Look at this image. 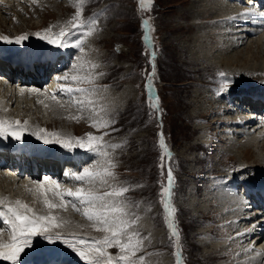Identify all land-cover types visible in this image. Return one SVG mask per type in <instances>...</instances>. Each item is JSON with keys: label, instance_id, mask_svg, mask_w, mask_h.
<instances>
[{"label": "rangeland", "instance_id": "obj_1", "mask_svg": "<svg viewBox=\"0 0 264 264\" xmlns=\"http://www.w3.org/2000/svg\"><path fill=\"white\" fill-rule=\"evenodd\" d=\"M17 1L5 0L4 3L7 7L0 11V30L6 28L4 36L13 37L10 38L13 40L18 36L26 34L28 39L40 42L47 41L39 39L35 34L44 33L50 26L52 34L58 33L62 27L70 28L67 25V21L75 15V5L79 2V0H26L25 4L22 5L24 0L16 3ZM188 1L152 0L151 8L145 11L140 10L138 0H84V3L81 5V19L87 21L89 18L94 17L97 29L92 36L87 38L83 45L85 50L83 61H86L87 66L84 65L81 69V74H104L98 76L95 80L97 81L94 84L97 92L94 99L98 100L99 105L104 106L105 110L99 112L94 118L100 119L104 117L103 119L105 120L114 121L108 128L95 129L92 134L100 136L104 132H108L109 135L103 137L104 142L122 145V147L114 151L108 149L113 161L117 165L113 169L117 180L109 182L129 187L130 190L125 193L127 201L139 204V207H133L130 211L142 217L137 225L141 235H150L151 244L149 245L148 241H145L147 247L138 252L135 257V259H138L140 256H145L144 264H176L174 253L178 248L175 237L170 236V231L164 220V209L160 203L159 196L161 186L167 184L166 169H169V167L174 178L171 188V204L176 209L173 215V223L179 232L178 243L179 251L182 252L183 256V264H232L234 256L230 254L229 250L225 249L228 245L225 239L210 238L208 230H215L220 235L228 234L229 229L238 224L242 225L245 221L246 223L254 222L253 224L256 225L260 222V219L257 217L262 215L254 216L253 214L249 219L246 217L247 214H251V212L256 213L258 209L245 208L247 211H243V208H240L237 211L244 215V218L239 217L240 220L233 222V225L227 224L219 228L216 225V221L219 218H223L224 215V210L219 207L222 205L226 206V204L219 202L216 208L217 212L214 207H207L208 204L211 205L212 203L213 205V202L210 199L208 202L207 196H204L205 192L202 193L201 197H198L199 195H196L193 190L196 188L198 190L203 185L205 187V182L211 181V177L217 174L229 176L234 172L233 176H239L236 175L237 171H241L240 174L243 173V177L244 173L250 170L259 171L261 174L264 173V169L257 170L258 168L255 165V163H264L262 162L264 161V151H261L264 148H257L258 145H264V136L260 140L256 138L255 144L257 145L252 144L251 146L245 140L246 136H236L237 142L227 147L221 141H218V136L215 135L216 137H212V139L210 137L211 131L216 133L215 126L217 124L214 125L213 121L217 119V112L213 110L202 119H189L187 117L192 113L198 114L201 109L212 108L209 102L206 101L207 104L206 102L203 103V101H199L198 98L192 96L200 89L207 87L206 82L209 78L212 80L220 78L218 74L221 72H224L226 75H234L228 78L237 83L251 80L253 83L264 84V82L259 81L260 79L264 81V37H262L264 36V27H262V31H256V35H249L250 37L248 38L244 36V34H247L244 28H242V34L240 31L237 32V35L232 34L233 36H227L226 33L230 34L232 31H229L228 26H225V22L221 21L222 24H218L219 22L214 21L208 24L200 20L181 19L178 12L187 8ZM222 1L226 2L227 0ZM26 4H30V6H26ZM204 6L207 7V5ZM206 9L210 13L216 10L212 6ZM242 13H245V11ZM231 19L232 21L228 19L229 23L231 22V25H233L234 22L235 26L234 18ZM143 20H147L152 29H154L149 33L152 37L149 44H145L142 41L145 30L142 27ZM199 23L204 29L199 32V35L206 36L209 34L210 41L213 42L219 36L218 42H220V38H223L226 41L233 42V46L236 47L233 48L230 45H225L223 46L224 50H221L220 54L215 52L214 56H212L211 51L213 50L209 49V47L217 42L212 43V45L211 42H208V45H205L202 37H199V47L205 49L204 51L207 48L205 54H208L207 56H209L208 58L211 60V63L214 62L216 64H214V67L208 66L204 67V69L193 62L191 64L184 63L187 59L178 48V45H183L182 39L195 31L192 24ZM15 28H18L23 33H16ZM78 35L79 33H75L72 39L74 40ZM32 44L35 43H30L29 45ZM66 49L69 50L70 56H68L70 57V61H73L72 64H70L71 62L67 64L70 69L75 61L78 62V57H81V53L74 47ZM225 50L227 53H225ZM153 52L156 55L153 56ZM255 55L258 56H256V59H253ZM63 56L67 58L66 55ZM222 57L223 59L225 58V62H222ZM212 60L214 61L212 62ZM88 62L98 64L99 67L92 69L91 64ZM198 67L200 68L198 69ZM247 68H256L254 70L258 72L250 73L249 71H245ZM246 72L247 74H244ZM148 74H153L151 80L148 79ZM251 76L256 77V79H253ZM100 81L103 86H99L98 82ZM146 82H149L150 89L146 87ZM232 85L234 86L233 83ZM72 86L75 87L77 84H72ZM83 87L92 88L93 86L90 87L89 85L86 87L84 85ZM208 89L209 87L205 88L202 91L203 94L211 96L210 101H216L217 105L218 103L221 104V97L219 95L222 91L213 97V91L210 90L209 93ZM216 89L218 88L216 87ZM214 91L216 92L217 90ZM108 92L113 93L105 96ZM54 94H57V99L60 100V91H55ZM50 96L49 98H51ZM63 98L68 102V98L65 96ZM153 99L159 104L156 109L149 107ZM194 99L197 101H194L193 107L190 106L187 109L188 102ZM107 102L114 103V105H110V108L109 106L107 108ZM64 104L65 107L61 108L55 103L54 107H52V113H49V111L47 113L42 112L36 105L34 108L38 110H27L29 118L38 115L40 123L46 124L45 127L33 122L30 125L32 126V130L44 127L43 129L47 128L45 129L47 132H56L66 137H72V134H75L76 137L78 133L81 134L79 135L80 137H83L90 133L93 127L90 126L91 122L88 117L92 113L87 109L84 112H80L78 107H70L68 103ZM108 109L110 110L108 111ZM224 112L231 113L233 111H220L221 114ZM54 113L56 115H53ZM227 113H225V117H231L229 114L227 116ZM77 115L83 117L80 119V123L77 120L67 118ZM59 118L61 120H57ZM208 125L211 127L214 125V128L212 127L210 131L208 130ZM197 127H199L198 132L195 130ZM113 129L115 130L113 131ZM161 133L170 153V156L164 155L163 157V168L160 167L162 163V150L159 147V134ZM25 134L26 136L27 134L31 135V132L26 130ZM203 140L209 142V144L197 147L198 141ZM189 147H192V149H186ZM92 157H94L93 154ZM97 158H95V161ZM195 158L198 161L191 162L187 160ZM90 161H92L91 156ZM231 163H235L234 169L233 172L227 170L228 173L226 168H230L228 165ZM236 178L239 179V177ZM137 185H142V187H137ZM77 186L83 187L81 184ZM97 190L103 192L107 189L97 185ZM236 190H238L239 194L241 193L238 188ZM23 198L29 200L32 199V196L30 194L23 196ZM188 207L190 208L188 209ZM149 208L150 211L148 210ZM193 209L208 211V213L202 215L203 213L195 212ZM214 212H217V215ZM52 213H55V216L61 220L69 221L68 225L57 228L58 230L74 231L71 228L74 222L79 226L78 230L86 229L93 233L97 232L93 228L89 229L86 224H83L84 222L90 224V222L80 213L79 217H75L74 214L68 211L63 213L59 209H52ZM229 214H234V210ZM229 214L224 216H228ZM71 217L75 221H72ZM261 217L264 218L263 215ZM261 223H264V220ZM55 233L57 234L58 232L55 230ZM69 234L71 233H67V235ZM96 234L102 237L104 233L97 232ZM5 238L9 239V235ZM5 238L4 240H6ZM201 241H203L202 245L200 244ZM209 243L211 246L216 245L217 248H222L221 254H229L223 260H217L216 257L220 255V252L213 253L212 247L207 246L210 245ZM114 249V254L117 255L119 250L115 247ZM147 253H160V255L149 256L146 255ZM237 253L238 251H233V254ZM238 254L239 256L243 255L241 253ZM261 256L263 258L260 261L261 263L258 264H264V253ZM235 257L238 258L237 256ZM254 259H257L256 255L251 256L246 264L255 262L256 260ZM224 260H227L229 263Z\"/></svg>", "mask_w": 264, "mask_h": 264}, {"label": "snow or ice", "instance_id": "obj_2", "mask_svg": "<svg viewBox=\"0 0 264 264\" xmlns=\"http://www.w3.org/2000/svg\"><path fill=\"white\" fill-rule=\"evenodd\" d=\"M84 0H79L75 5V15L67 21L69 27H62L58 33L52 34L51 26L46 29L44 33H36L41 40H46L48 44H54L58 48L74 47L79 50L81 57H78V62L73 63L72 71L66 72L64 76L57 77V80H64L73 84H93L92 88L85 87H62L60 94H66L69 96L67 102L70 107H78L80 112H84L86 109L92 113L89 116L90 126L96 129L108 128L114 121L105 120L102 117L95 119L99 112H103L104 106L99 105L98 100L94 99L97 89L94 85V81L98 76L104 75L99 73L98 75H82L81 69L84 67L83 54L84 43L88 37L92 36L97 31L94 17L89 18L87 21L81 19L82 8L81 5ZM139 8L141 11L149 10L152 6V0H138ZM251 12L241 13V16L251 15ZM142 27L145 29L144 40L151 42L152 37L149 34L152 29L147 20L142 21ZM83 30V31H81ZM75 33L79 35L73 40L72 37ZM28 36L21 35L14 40L7 36H0V40H3L7 44H21L27 40ZM154 56L155 53L153 52ZM91 68H98L99 65L91 63ZM154 67V66H153ZM153 74H148V79L151 80ZM221 77V91H227L229 86L233 83L225 73L218 74ZM149 89L150 85H146ZM23 91V89L21 90ZM29 91H35V89H29ZM79 94V95H77ZM51 99L58 104L61 108L65 107V104L57 99V94H52ZM48 107V105H45ZM149 107L151 109L157 108V101L152 100ZM68 119L80 120L83 117L80 115L69 116ZM28 122L24 121L23 124L20 121H9L0 119V137L7 139L11 137L13 140L20 141L23 139L24 131ZM115 129H113L114 131ZM36 136L37 140H42L45 145L58 144L60 147L73 151L77 148L84 149L85 151L92 153L98 157L92 167H85L82 172L75 175V179L79 182H83L88 187H80L75 191L61 190L60 184L56 180H50L49 177H45L43 182H34L43 196L44 207L49 209V213L46 215L37 214L31 207L17 200L14 203L6 202L5 199L0 198V205L3 208L0 209V218H2L3 224L7 225L9 229V239L7 242L0 240V260L8 261L10 264H19L20 254L26 249L33 246V239L36 237H42L47 240L49 244L59 241L71 249L80 260L85 264H144L145 256H140L135 259L136 254L143 248L147 247L145 241L151 244L150 235L142 236L137 225L142 219L141 216L131 212L133 207H139V204H133L127 201L125 193L130 189L129 187L121 186L115 182L117 180L116 174L113 169L116 168V163L113 161L108 149L113 151L122 147L121 144H111L104 142L103 137L109 135L108 132H104L100 136L86 134L85 137H62L61 134L56 132H47L43 128L35 129L31 132ZM159 147L162 150L161 165L163 168V157L169 155L168 148L165 145L163 134H159ZM174 183L173 174L169 167L167 171V184L161 186L160 203L164 209V220L167 228L170 231V236L175 237L177 248L179 247V232L175 224L173 223V215L176 209L171 204V188ZM97 185L105 187L107 190L100 192L97 190ZM142 187V185H137ZM52 193L53 200H50L47 193ZM66 197H72L73 201L66 200ZM55 200H59V203H55ZM78 201L80 207H77ZM74 211L80 213L85 219L90 222V226L97 232H102L104 235L101 238L95 237H83L78 236L75 233L69 234V236H62L59 233L53 235L52 230L64 227L69 224L67 220H61L57 216L51 214L52 209H66L68 204ZM150 211V208L148 209ZM82 227V226H81ZM2 234V230H0ZM237 235H243L238 233ZM115 247L119 251L116 256H112L108 253L107 249ZM251 251L245 249V252ZM146 255H160V253H147ZM257 255H260L257 253ZM176 264H183L181 252L177 250L174 253Z\"/></svg>", "mask_w": 264, "mask_h": 264}, {"label": "bare ground", "instance_id": "obj_3", "mask_svg": "<svg viewBox=\"0 0 264 264\" xmlns=\"http://www.w3.org/2000/svg\"><path fill=\"white\" fill-rule=\"evenodd\" d=\"M5 2V0H3V4H1L0 3V11H1V9H3V8H6L7 6H6V4L4 3ZM7 3H8V1H6ZM188 5H187V8L186 9H184V10H181V11H179L178 12V15H179V17H181V19H191V20H200L201 22H205V23H212V22H219L218 24H222L221 23V21L222 22H225L226 23V27L228 26V29H229V31H232L230 34H227L226 33V35L228 36V35H232V34H235V35H237V32H240L241 31V34H242V28H244V31H247V34L245 35L244 34V36H246L247 38L249 37V35H256V30L257 29H260V27H264V0H239V3H240V5L238 6V7H236L235 5H234V3L233 2H231V0H227L226 2H224V1H222V0H189L188 2ZM238 3V4H239ZM260 4H261V6H260ZM204 5H207V7H209V6H212V7H215V12H213V13H210V12H207V7L206 6H204ZM10 7V6H9ZM240 9V11L241 10H243V11H245V12H251L252 14L251 15H248V16H241L240 14L243 12H241V13H238L237 11ZM219 12H218V11ZM1 14V13H0ZM222 18H224V19H222ZM231 18H234V21H235V26H234V22H233V25H231V22L229 23V21H228V19L230 20V21H232V19ZM247 21H249L250 22V25L248 24V25H246L245 24V22H247ZM239 23V24H238ZM192 25H194V29H195V31L192 33L191 32V34H188L187 36H185V38L184 39H182V43H183V45H181L180 43V45H178V48H179V50H180V52L182 53V55H185V58L187 59V60H185V62L184 63H188V64H191L192 62L194 63V64H196V65H199L200 67H202V68H204V67H208V66H212V67H214L216 64L213 62L214 60H212V62L213 63H211L210 61V59L208 58L209 56H207L208 54H205L206 53V51H207V48H206V51H204L205 49H203L202 47H199L200 45H199V43H198V38L199 37H202V39H203V41H204V43H205V45L207 44L208 45V42H211V45H212V43H215V42H217V43H215V44H213L212 46H210L209 47V49H211V50H213V51H211L212 53V56H214V53L215 52H217L218 54H220L221 53V50H224V47L223 46H225V45H230V47L232 46L233 48L235 47V46H233V42H229V41H226L225 39H221L220 38V42H218V37L219 36H217V39L213 42V41H210V38H209V34L208 35H199V32L200 31H202V29H203V27L201 26V24L199 23V24H192ZM178 27V26H177ZM214 27V26H213ZM223 27V26H222ZM187 28H190V27H187ZM175 29V28H174ZM173 29V30H174ZM15 30H16V33H18V34H21V33H23L21 30H19L18 28H15ZM191 30V29H190ZM204 30V29H203ZM6 31V28H3V29H1L0 30V32L4 35V33H6L5 32ZM175 31V30H174ZM228 32V31H227ZM8 33V32H7ZM202 33V32H201ZM216 33H218V32H216ZM240 34V33H239ZM211 35H213V33H211ZM215 36V37H216ZM233 36V35H232ZM214 37V36H213ZM235 37V36H234ZM262 37H264V36H262ZM232 38V37H231ZM235 38H237V37H235ZM246 38V39H247ZM230 39V38H229ZM242 40V39H241ZM3 41V40H2ZM226 41V42H225ZM236 41V40H235ZM237 42V41H236ZM225 43V44H224ZM3 44H5L7 47H9V48H12V47H10L7 43H3ZM201 44V43H200ZM202 45V44H201ZM227 47V46H226ZM225 47V48H226ZM202 48V49H201ZM227 48H229V47H227ZM236 48V47H235ZM51 51H54V50H51ZM56 51V50H55ZM210 51V50H209ZM58 52V51H57ZM224 52V51H223ZM61 53V52H60ZM204 53V54H203ZM225 53H227V51L225 50ZM210 54V53H209ZM223 54V53H222ZM236 54V53H235ZM217 55V54H216ZM234 55V54H233ZM63 55H62V53L61 54H58L54 59H52L51 61H50V63H49V65H48V67H47V69H51V67L57 62V60L59 59V58H61ZM211 56V57H212ZM222 56V55H221ZM232 56V55H231ZM256 56H258V55H255L254 57H253V59H256ZM216 57V56H215ZM225 57V56H224ZM241 57V56H240ZM65 59H64V61L61 63V68H60V70H62V69H64L65 67H66V65L70 62V57L69 56H67V58L66 57H64ZM226 58V57H225ZM225 58L223 59V57H222V62H225ZM219 59H220V57H219ZM228 59V58H227ZM208 60H209V62H208ZM216 60H217V58H216ZM247 60V59H246ZM74 61H75V59H74ZM218 61V60H217ZM220 61V60H219ZM231 61V60H230ZM233 61V60H232ZM239 61V60H238ZM73 62V61H72ZM72 62L70 63V64H72ZM85 63H84V65L85 66H87L86 65V61H84ZM237 62V61H236ZM75 63H77L76 61H75ZM204 63H206V65H204ZM215 64V65H214ZM219 64V63H218ZM245 64H246V62H245ZM244 64V65H245ZM262 64V63H261ZM52 65V66H51ZM202 65V66H201ZM250 65V64H249ZM200 67H198V69L200 68ZM229 67V66H228ZM248 67V66H247ZM263 67H264V65H263ZM263 67H261V68H263ZM67 68H68V66H67ZM88 68V67H87ZM211 68V67H210ZM250 68V67H249ZM205 69V68H204ZM244 69V68H243ZM256 70V68H251V69H248L247 68V70H245V71H249L250 73L251 72H258V71H255ZM6 70V69H5ZM69 71H66V72H71V68L70 69H68ZM259 70V69H258ZM224 71V70H223ZM260 71H261V69H260ZM66 72H63V73H61L59 76L60 77H62V76H64V74L66 73ZM56 73V72H55ZM84 73V72H83ZM241 73V72H240ZM262 73V72H261ZM242 75H243V73H241ZM244 74H247V72L246 73H244ZM14 75L13 74H11V76H10V79L13 77ZM252 77V76H251ZM253 79H256V77H252ZM261 80V79H260ZM11 82H13V81H11ZM251 82V80H249L247 83L248 84H251L250 83ZM95 83H97V81H94V84ZM99 83V86H103V84L101 83V81L100 82H98ZM21 84V86L22 85H26V84H28V83H25V82H21L20 83ZM49 84V83H48ZM253 84H255V83H253ZM10 86H5L4 87V85L2 86L1 84H0V119H5L4 118V116L6 115V114H9V113H12L13 111H12V109H14L15 108V110H16V108H17V105L14 103V108H8V111L6 112V102H9L10 103V101H12V100H14V94H15V90L13 89V85H11V83L9 84ZM89 86L90 85V87L91 86H93V84H84V83H81V84H77V86H75V87H83V86ZM50 86H52V82H50V84L48 85V87H47V90H52V89H50ZM54 86H56L57 88H59V89H61L62 87H67V86H71V87H74V86H72V85H68L67 83H65V81L64 80H57V82H56V84H54ZM96 86H98V85H96ZM105 86V85H104ZM231 86H233L232 84L229 86V88L231 87ZM205 88H207V87H205ZM205 88L203 89H200L199 91H197V93H195L192 97H196V98H198L199 99V101H203V103L204 102H209L210 103V105H212V108H206V109H201V111L198 113V114H189L188 115V117L187 118H189V119H194V118H204L208 113H210L212 110H216L215 108H213V107H217L218 105L216 104V101H214L213 99V102L212 101H210V97L209 96H207V94H203V92L202 91H204L205 90ZM218 88V87H217ZM45 89V88H44ZM251 90H256L255 88H253V89H251ZM113 91V90H112ZM212 92V91H211ZM227 92H229V93H231V95H229V93H227ZM113 92H108V93H106V95L105 96H107V94H112ZM245 93H249V90H248V88H241V89H238V91H237V95H240V94H245ZM221 94V93H220ZM223 96H224V100L222 101V103H226V104H233L234 102L237 104V102H236V100H235V98L236 99H241V98H239V97H237L236 95H235V91H233V90H230V91H224L223 93ZM24 95H27L26 93H23L22 94V96H24ZM117 95V94H116ZM120 95H123V94H120ZM227 95H228V97H227ZM28 97H29V101H25L24 102V105L25 104H28V107L27 108H29L30 110H34L35 108H33V106H34V104L37 106V103L35 102L34 103V100H36V99H34L32 96H29L28 95ZM51 97V96H50ZM219 97H221V96H219ZM230 97V98H229ZM219 99V98H218ZM3 100L5 101L4 103H3ZM234 100V101H233ZM106 101V100H105ZM194 101H197V100H192V101H189L188 102V104L189 105H187V109L188 108H190V106H192L193 107V103H195ZM207 102H206V104H207ZM221 102V101H220ZM105 103V102H104ZM108 103V102H107ZM215 103V104H214ZM221 103V104H222ZM11 104V103H10ZM100 104V103H99ZM110 105H114V103H108V105H107V108H108V106H109V108H110ZM29 106H31V107H29ZM264 106V105H263ZM19 107V106H18ZM237 107L239 108V105H237ZM22 108H24V107H22ZM26 108V109H27ZM116 108V107H115ZM25 109V108H24ZM29 109H27V110H29ZM39 109V108H38ZM37 109V110H38ZM110 109H108V111H109ZM10 111V112H9ZM235 111H236V109H235ZM235 111H233V114H229V113H227L226 115L227 116H229V115H231V118H233L234 119V113H236V115H238V117H240V116H242L243 117V115H244V112L243 113H239V112H235ZM107 112V111H106ZM105 112V113H106ZM49 113H52V110L51 111H49ZM112 113V112H111ZM13 114V113H12ZM33 114V113H32ZM229 114V115H228ZM33 115H35V114H33ZM53 115H56L55 113L53 114ZM38 116V115H37ZM31 117L30 118V120H29V118H28V120H29V122H36L37 124H41L40 123V117L38 116V117ZM217 116V115H216ZM20 117V120L21 119H23V118H25V116H19ZM104 118V117H103ZM5 120H8V119H5ZM57 120H61L60 118L59 119H57ZM214 120V119H213ZM259 120H260V122H261V117L258 119V120H251L252 121V123L254 124V126L252 127L251 125H253L252 123H250V122H242V121H239L238 122V119L236 118L235 119V121L234 122H226V125H228L227 126V128H226V130L227 129H229V126L231 125V128H233L234 130H238L239 128H243V123H244V128H243V131L245 132L246 130H247V133L245 134V136L247 137L245 140L246 141H248L247 143H250V146L252 145V144H255V139L256 138H262V136H264L262 133L264 132V118L262 119V122L259 124ZM10 121V120H9ZM250 121V120H249ZM78 123H80V120H78ZM246 123V124H245ZM257 123V124H256ZM247 124H250V126H248L247 128H246V125ZM41 125H44V124H41ZM47 125H48V123H47ZM215 125V124H214ZM213 125V126H214ZM225 125V126H226ZM45 127H46V124L44 125ZM212 126V127H213ZM31 127V128H30ZM212 127L210 126V125H208V130H211L212 129ZM214 128V127H213ZM96 128H92V130H91V134H92V132L95 130ZM207 129V128H206ZM26 130H29L30 132H32L33 130H32V126H27L26 127V129H25V131ZM197 132L199 131V127H197L196 129H195ZM25 131H24V135L23 136H26V134H25ZM204 132V131H203ZM28 135V134H27ZM32 135V134H31ZM93 135V134H92ZM202 135V134H201ZM86 136V135H85ZM84 136V137H85ZM237 136H239V135H237ZM62 137H66L65 135H62ZM72 137H75V134H72ZM241 137V136H240ZM9 138H11V137H9ZM201 138H202V136H201ZM226 138V137H225ZM225 138H224V136H221V139L220 140H218V141H221L222 143H223V145L225 144V146H231V145H233V144H228L227 145V143H229L230 141L229 140H225ZM204 139V138H203ZM260 140V139H259ZM42 141V140H41ZM254 142V143H253ZM260 142V141H259ZM203 143H206V144H209V142H206V141H199L196 145H197V147H200ZM255 145H257V144H255ZM230 148V147H229ZM257 148H264V145H258V147ZM186 149H192V147H189V148H186ZM247 149V148H246ZM252 149V148H251ZM261 151L263 152L264 150H262L261 149ZM260 151V152H261ZM260 154V153H259ZM94 156V155H93ZM95 158H96V156H94ZM98 159V158H97ZM250 159V158H249ZM187 160H189V161H198V159L197 158H195V159H187ZM262 162H264V161H262ZM7 163H9V165H10V162H9V160H7L6 161V165H5V167H7ZM8 165V166H9ZM255 165H256V167L258 168H256V167H254L255 169H257V170H262L263 168H264V163H255ZM81 169V172H82V169H84L83 168V166H82V164H79V170ZM233 169H234V167H233ZM245 169V168H244ZM249 169V168H248ZM233 172V171H232ZM234 173V172H233ZM241 173V171H237V174L236 175H238V174H240ZM249 173V171L247 172V173H244V175H247ZM236 177H239V176H232L230 179H231V181L233 180V181H237L238 179L236 178ZM244 177V176H243ZM222 178V176H220V179ZM239 179H242V177H239ZM11 181H9L6 177H1V175H0V193H2L3 191H4V193L5 194H7V197H9V199L11 200V201H14L17 197L16 196H14V194H12L11 192H9V191H7V190H3L2 191V189H3V186H6V187H9V188H11ZM238 184V183H237ZM237 184L235 183V185L237 186ZM86 186V185H85ZM203 187H204V185H203ZM203 187H201L200 188V190L202 189V192H198V190H197V188L195 189V192L199 195L198 197H201L202 196V193L205 191L204 190V188ZM228 188V187H227ZM237 188H238V186H237ZM229 189V188H228ZM64 190H70V191H75L76 190V188H70V187H65V188H63L62 189V191H64ZM208 194H209V192H206V194L204 195V196H207L208 197ZM228 196V197H227ZM227 196L226 195H224L223 194V196H222V198H220L219 199V201L218 202H223L224 204H225V200H232V198L229 196V194H227ZM227 197V199H225ZM229 198H231V199H229ZM24 199V198H23ZM191 199V198H190ZM50 200H53V198H50ZM186 201V200H185ZM213 202V201H212ZM56 203V202H55ZM214 203V202H213ZM237 205H238V207H241V208H243L244 206V208H256V206L255 205H252V204H249V203H247V202H244V204H243V201H238L237 202ZM188 206V205H187ZM211 206H212V203H211ZM221 207H228V205H222ZM221 207H219V208H221ZM264 207V206H263ZM1 208H3L2 207V205H1ZM190 207H188V209H189ZM192 208H193V206H192ZM217 208V207H216ZM218 208V209H219ZM188 209H187V211H188ZM34 210H41V209H34ZM56 210H58V209H56ZM194 210V209H193ZM190 211V210H189ZM195 212L197 211L196 209L194 210ZM198 213H203L202 215H206L207 213H208V211H204V210H198L197 211ZM231 211H226V210H224V215H226V214H229ZM257 212V211H256ZM262 212V211H261ZM217 212H214V214H216ZM37 214H41V215H46V214H48V213H43V212H38ZM54 215H55V213H53ZM217 215V214H216ZM223 215V218H225V222H227V223H230L231 222V218L230 217H236L237 219H238V221L240 220V218L239 217H243L244 215H242L241 213H239L237 210H234V214H232V215H228V216H224ZM248 215V214H247ZM262 215L264 216V213L262 212ZM262 215H260V216H262ZM253 215H251V216H246L247 218H249L250 219V217H252ZM223 218H221V219H223ZM254 223V222H253ZM253 223H249L254 229V235L248 240V242L249 241H253L254 242V248H258V247H260L261 246V244H260V241H261V239H262V237H264V223H261V221L259 222V223H257L256 225L255 224H253ZM232 225V224H231ZM239 225V224H238ZM242 225H243V223H242ZM7 227V226H6ZM66 228V227H65ZM64 228V229H65ZM227 228V227H226ZM71 229V228H70ZM83 229V228H82ZM223 229V228H222ZM54 230H56L60 235H62V236H64V235H67V233H76V232H73V231H62V230H58V229H54ZM67 230V229H66ZM84 230V229H83ZM252 230V229H251ZM261 230V232H259ZM92 232V231H91ZM208 235H209V233H208ZM259 235H261V238L260 239H258L257 241H256V237H258ZM6 239V238H5ZM0 240H2V239H0ZM7 240L8 239H6V240H4V238H3V240L2 241H4V242H7ZM56 242H58V243H60L59 241H56ZM208 242V241H207ZM48 243V241L47 240H45V239H43L42 237H36V238H34L33 239V246L31 247V248H26L22 253H24V254H26V253H32L33 251H35V250H43L42 248H44L46 245H49V243ZM202 243H203V241H201V245H202ZM210 244V243H209ZM205 245H206V243H205ZM207 246H211V244L210 245H207ZM212 247V251H213V253H215V252H220V251H222L221 249H219V248H217V246L216 245H214V246H211ZM262 248H263V246H261ZM251 252V251H250ZM75 254L73 251H71V254ZM212 253V252H211ZM222 252H220L219 254L220 255H218L217 257H216V259L217 260H223V258L227 255V254H229V253H227L226 255H225V253L224 254H221ZM34 254H40L39 252H35ZM243 254V253H242ZM76 255V254H75ZM208 256V255H207ZM254 256V255H253ZM210 257V256H209ZM213 257V256H212ZM230 257V256H229ZM243 257V255H240V256H238V258H242ZM214 258V257H213ZM251 258V257H250ZM257 258V257H256ZM234 260H237V258L236 257H234V259H233V262H232V264H243V262L240 260L239 262H235ZM253 260V259H252ZM254 260H256V259H254ZM229 261V260H228ZM232 261V260H231ZM253 262V261H252ZM251 263V262H250ZM261 263V262H260Z\"/></svg>", "mask_w": 264, "mask_h": 264}]
</instances>
